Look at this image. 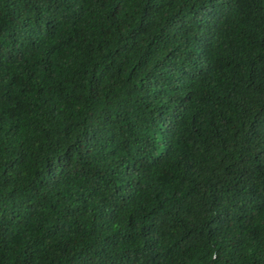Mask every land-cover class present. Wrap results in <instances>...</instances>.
Here are the masks:
<instances>
[{"label": "trees", "instance_id": "trees-1", "mask_svg": "<svg viewBox=\"0 0 264 264\" xmlns=\"http://www.w3.org/2000/svg\"><path fill=\"white\" fill-rule=\"evenodd\" d=\"M0 264H264V0H0Z\"/></svg>", "mask_w": 264, "mask_h": 264}]
</instances>
